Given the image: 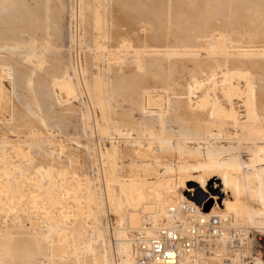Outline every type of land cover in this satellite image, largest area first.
Here are the masks:
<instances>
[{"label":"rangeland","instance_id":"374dc122","mask_svg":"<svg viewBox=\"0 0 264 264\" xmlns=\"http://www.w3.org/2000/svg\"><path fill=\"white\" fill-rule=\"evenodd\" d=\"M263 195L264 0H0V264H133L183 201L256 258Z\"/></svg>","mask_w":264,"mask_h":264},{"label":"built area","instance_id":"2783aa9c","mask_svg":"<svg viewBox=\"0 0 264 264\" xmlns=\"http://www.w3.org/2000/svg\"><path fill=\"white\" fill-rule=\"evenodd\" d=\"M178 210L191 216L186 228L181 224L161 225L150 232L147 228L152 225L144 224L145 228L133 232V255L136 264H181L198 251L212 255L214 253L211 246L215 245L212 243L218 238L225 239V244L228 245L226 250L234 252L233 258L239 253L245 235L241 236L235 228L232 230L221 216L216 213H203L198 205L189 201H183L177 209L171 207L170 213L175 214ZM257 258L264 260V253H256ZM254 259V256L252 259L244 257L241 261L242 264H249ZM225 264L235 262L230 260Z\"/></svg>","mask_w":264,"mask_h":264},{"label":"bare ground","instance_id":"6f19581e","mask_svg":"<svg viewBox=\"0 0 264 264\" xmlns=\"http://www.w3.org/2000/svg\"><path fill=\"white\" fill-rule=\"evenodd\" d=\"M68 84V83H67ZM71 83H69V85H70ZM69 85H67L68 86V88H69ZM71 86V85H70ZM74 86V85H73ZM66 87V86H65ZM61 89H62V87H61ZM70 90V89H69ZM71 91V90H70ZM2 180V179H1ZM199 186H201V185H199ZM201 187H203V186H201ZM196 189H197V187L196 186H193V187H191L190 188V191L192 192V191H196ZM263 194V193H262ZM264 196V195H263ZM211 197H214L215 199H216V197L215 196H211ZM212 199V198H211ZM191 203H193L194 204V202H192V201H190ZM211 209H208V210H205V211H203L202 210V212L203 213H206V214H209V213H215V209H212L211 211H210ZM169 213H170V210H169ZM180 214H182V212L180 211V210H178V212H176L175 214H169L170 215V217L171 216H180V218L179 219H181L182 217H181V215ZM166 215H167V213H166ZM186 215V214H185ZM182 216H183V214H182ZM190 218H191V216H188L187 215V217H185V219H182V221H178L179 223H177V224H181L184 228H186L187 227V225H188V223H189V220H190ZM222 218V217H221ZM177 219V218H176ZM176 219L174 218V222L173 223H175V221H176ZM179 219H177V220H179ZM222 219H224V218H222ZM225 220V219H224ZM226 221V220H225ZM228 222V221H227ZM177 224H172V225H170V226H176ZM167 225V224H166ZM140 229H142V228H140ZM152 231H154V230H150V232H152ZM249 236H247L246 234H245V236H244V238L242 239V241H241V248H240V250H239V253L242 251V249H243V247H244V244H245V239H247ZM223 243V244H222ZM250 243H251V246L253 245V249H254V237H250ZM249 243V244H250ZM212 244H215L214 246H211V249L213 250V252L212 253H214V254H210V255H206V254H204V252L203 251H198L197 253H195L193 256H190V257H187L185 260H183L182 262H181V264H225L226 263V261H233V262H235V264H242V259H240L239 258V256H237V258H233V257H231V255L226 251V247L225 246H223L224 244H225V239H222V238H218V239H215L214 241H213V243ZM133 236H132V238H131V242H130V248H129V257H130V259H131V261H132V263L133 264H136V261H135V257H134V255H133ZM245 252H247V251H245ZM239 253H238V255H239ZM239 259V260H238ZM236 260H238V261H236ZM239 261H241V262H239ZM252 264H264V260H260V259H256L255 258V260H254V262L252 263Z\"/></svg>","mask_w":264,"mask_h":264},{"label":"crops","instance_id":"0c3cea01","mask_svg":"<svg viewBox=\"0 0 264 264\" xmlns=\"http://www.w3.org/2000/svg\"><path fill=\"white\" fill-rule=\"evenodd\" d=\"M263 242H264V239H262L261 243H263ZM262 253H264V252H263V249H262Z\"/></svg>","mask_w":264,"mask_h":264}]
</instances>
